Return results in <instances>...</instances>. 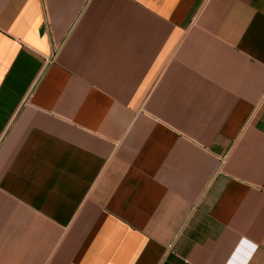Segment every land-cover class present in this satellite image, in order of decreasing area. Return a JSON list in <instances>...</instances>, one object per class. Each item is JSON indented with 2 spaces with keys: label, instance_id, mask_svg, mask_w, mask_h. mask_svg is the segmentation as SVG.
<instances>
[{
  "label": "crops",
  "instance_id": "0c3cea01",
  "mask_svg": "<svg viewBox=\"0 0 264 264\" xmlns=\"http://www.w3.org/2000/svg\"><path fill=\"white\" fill-rule=\"evenodd\" d=\"M0 264H264V0H0Z\"/></svg>",
  "mask_w": 264,
  "mask_h": 264
}]
</instances>
